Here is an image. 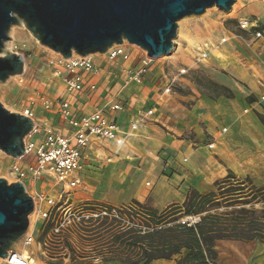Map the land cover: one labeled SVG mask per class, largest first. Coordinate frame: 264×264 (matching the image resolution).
Masks as SVG:
<instances>
[{
	"label": "crops",
	"instance_id": "0c3cea01",
	"mask_svg": "<svg viewBox=\"0 0 264 264\" xmlns=\"http://www.w3.org/2000/svg\"><path fill=\"white\" fill-rule=\"evenodd\" d=\"M129 51L133 55L130 62L108 61L105 57L95 59L100 73L87 78L81 94H67L60 79L46 88L53 101H71L77 117L102 108L109 98L118 95L125 110L111 116L123 132H130L132 124L141 116L155 110L153 117L139 122L124 146L98 140L92 143L83 157L82 184L93 174L125 178L133 173L135 199L159 211L183 204L191 190L206 192L207 186L223 178L225 171L250 178L254 184L263 187L264 124L259 115L264 117V73L261 80L243 67L232 64L230 71L239 81L238 88L228 84L234 98L221 97L211 102L198 100L191 110L176 111L168 106L171 95L162 96L167 87L162 65H152L142 84L124 85L127 70L138 65L139 61V50L130 48ZM91 85H96L95 91L90 90ZM249 96L255 98L253 104L247 102ZM36 116L38 119L46 117L62 134L70 133L68 124L57 114L45 115L37 107ZM201 146H205L203 160H196L201 155L195 148ZM202 163L210 168L209 173L205 172V182L201 181L202 174L197 172ZM217 249L223 264H264V244L259 241H221ZM252 256L254 259L251 260ZM154 264L176 263L157 261Z\"/></svg>",
	"mask_w": 264,
	"mask_h": 264
},
{
	"label": "rangeland",
	"instance_id": "374dc122",
	"mask_svg": "<svg viewBox=\"0 0 264 264\" xmlns=\"http://www.w3.org/2000/svg\"><path fill=\"white\" fill-rule=\"evenodd\" d=\"M236 1L238 8L232 16H228L227 13L217 9V11H210L209 15L203 19L189 17L193 20L183 24L181 31L179 22L178 36L174 40V49L167 54L169 56L165 55L166 57L163 56L157 59L156 63L164 66L165 74H176L182 68L189 69L188 74L175 86L170 96L172 98L168 106L174 107L176 111L186 110L185 112H187L195 106L198 100L211 102L221 97H229L232 89L229 88L228 84L238 88L239 83L237 77L230 71L232 64L243 67L249 74L263 80L264 46L261 45L264 43V40L251 49L233 45L228 47L229 53L223 57L213 58L205 64L194 63L192 57L193 45L196 46L197 42L199 43L201 40H204L206 36L211 37L212 30L214 31V35L217 36L221 23L225 25L226 29L237 31L235 28L236 21L233 19L235 15L238 17L250 16L251 18H259L264 28V0H259L258 2H254L256 0ZM185 35H189L191 39L194 38L196 40L192 47L186 41ZM8 36L9 40L5 43V50L22 55L25 59V70L24 74L15 76L16 78H9L7 85L0 82V102L7 110L13 113H20L23 109L30 106V98H36L39 93L46 90L47 86L56 82L57 79L53 77L51 69L48 66V61L54 56V53L42 46L24 25L11 28ZM126 47L128 49L132 48L127 44ZM101 58L103 57L94 56L96 60ZM203 145L208 144L207 142H203ZM204 147L195 148L199 149L198 152L201 155L196 160L203 158ZM12 162L13 160L10 157L0 151V179L9 178L7 170ZM208 169L210 171V168H206L204 163L198 168L197 172L202 174L201 181L203 182H205L204 176ZM229 172L225 171L223 178H219L211 184L208 183V191L205 190L206 192L203 193L216 190L215 182L224 181ZM237 178L240 179V182H247V178ZM135 180V174L133 173H130L125 178L121 177V175H119V178L109 177L105 174L90 175L80 187L72 192L70 202L65 206V209L53 212L52 220L54 218L56 221L61 219L60 223L62 227L60 233L55 232V223L52 220L35 222V218L32 217L30 231L34 233L35 243L27 249V254L32 256V263L103 264L106 263L105 260L114 258L126 259L127 254H129L127 249H118V247L113 246L112 232H109V228L107 227H109L114 217L113 215H107L106 208H114L115 211L112 213L115 216H119V211L123 215L126 214L132 202L136 200ZM251 182L255 191L262 188V186L254 184L253 180ZM252 187L249 186L248 189L252 190ZM38 189L50 192L51 194L58 193L57 189L53 186V182L49 180L39 182ZM249 190H246L247 196L250 194ZM247 196L243 195V198L249 199ZM255 200L252 206L244 207H253L260 212L257 217L263 218L264 203L259 201L262 200V195H256ZM258 201L260 203H257ZM142 204L149 206L145 203ZM227 210L230 211V209ZM219 212H226V210L221 209ZM106 216H108V220H105ZM184 221L198 222L199 218H187ZM102 222H105L106 225L102 229L97 230ZM16 249L22 251L21 244H16ZM219 253L220 250L218 251V255ZM253 257H251V260L254 259ZM246 259L247 261L249 260L247 257ZM217 264H223L220 261V256L218 257Z\"/></svg>",
	"mask_w": 264,
	"mask_h": 264
},
{
	"label": "water",
	"instance_id": "95a60500",
	"mask_svg": "<svg viewBox=\"0 0 264 264\" xmlns=\"http://www.w3.org/2000/svg\"><path fill=\"white\" fill-rule=\"evenodd\" d=\"M236 0H0V82L24 74L22 55L5 50L9 32L24 25L45 48L69 60L104 55L127 42L159 59L174 49L178 23L217 7L230 13ZM33 121L0 102V151L24 156ZM33 199L22 183L0 179V259L28 233Z\"/></svg>",
	"mask_w": 264,
	"mask_h": 264
},
{
	"label": "built area",
	"instance_id": "2783aa9c",
	"mask_svg": "<svg viewBox=\"0 0 264 264\" xmlns=\"http://www.w3.org/2000/svg\"><path fill=\"white\" fill-rule=\"evenodd\" d=\"M233 19L236 21L237 31L226 29L221 23L217 36L212 30L211 37L206 36L202 40L204 42L201 41L194 47L192 57L195 64H205L213 58L223 57L229 53L228 47L233 45L251 49L264 40V28L259 18L235 15ZM127 45L139 50V61L138 65L127 70L124 85L142 84L150 67L152 65L158 67L157 59L148 57L147 52L137 46ZM102 57L108 61L123 62H130L133 59L126 45H115ZM48 66L53 77L62 80L65 91L69 95L83 93L87 78L100 73V67L96 65L93 56H74L66 60L61 55H54L49 59ZM161 67L164 68V66ZM188 72V68H182L176 74H165L167 87L164 88L162 96H170L175 86L185 78ZM90 90L95 91L96 85H91ZM29 102L30 106L19 114L30 118L34 123V129L27 139H24V156L18 159L11 158L13 162L7 170L9 178L6 180L8 183H22L28 195L33 199L34 212L30 216V228L32 217L35 218V222L50 221L55 210L62 211L69 204L72 192L82 184L83 157L94 141L114 142L118 147H122L132 136V131L137 130L140 121L149 120L155 115L154 109L147 111L139 121L132 124L130 132H123L117 120L111 116L112 113L125 110L118 95L109 98L102 108H97L94 112L81 117L76 116L71 101L62 99L53 101L46 90L39 93L36 98H30ZM37 107H40L45 115L57 114L68 124L70 133L62 134L46 117L38 119ZM42 180L52 181L58 193L40 191L38 183ZM52 221L55 223V232L60 233L62 224L55 218ZM34 243V233L30 231L18 242L22 246V251L17 250L15 245L5 259H0V264H32V257H25L23 253Z\"/></svg>",
	"mask_w": 264,
	"mask_h": 264
},
{
	"label": "trees",
	"instance_id": "16d2710c",
	"mask_svg": "<svg viewBox=\"0 0 264 264\" xmlns=\"http://www.w3.org/2000/svg\"><path fill=\"white\" fill-rule=\"evenodd\" d=\"M227 98H234V94L231 92ZM246 100L249 104L256 101L253 96ZM259 116L264 124V117ZM239 180L230 171L224 181L215 183L216 190L207 193L191 190L183 204L171 205L161 212L136 200L124 215L119 211V216H115L112 213L114 208H106L107 215L114 217L107 227L112 232L113 246L125 248L129 254L124 260L114 258L105 261L122 264H154L157 261L217 264V244L221 241H259L264 244V217H257L260 212L253 207H244L252 206L256 195H262L259 201L264 203V187L255 191L250 178L246 183ZM249 186L252 190L248 189ZM246 190L250 191L248 196ZM243 195L249 199H244ZM221 209L226 212H219ZM195 217L199 218L198 222L184 221ZM57 221L61 222V219ZM105 222L97 230L102 229Z\"/></svg>",
	"mask_w": 264,
	"mask_h": 264
},
{
	"label": "bare ground",
	"instance_id": "6f19581e",
	"mask_svg": "<svg viewBox=\"0 0 264 264\" xmlns=\"http://www.w3.org/2000/svg\"><path fill=\"white\" fill-rule=\"evenodd\" d=\"M243 1H251V0H243ZM259 0H256V1H254V2H258ZM238 2H239V0H238ZM214 9H208V10H206V12L203 14V15H201V16H190V17H199L200 19H203V18H205L206 16H208L209 15V13H210V11H213V10H215V11H217V7H213ZM238 8V3L236 4V5H234L233 6V8H232V10H231V12L230 13H227L228 14V16H232V15H234V13L236 12V9ZM221 11V10H220ZM191 20H193L192 18L190 19L189 17H186V18H184V19H182V20H180L179 22V25H180V31H181V26L183 25V24H186V23H188V22H190ZM185 38H186V41L188 42V43H190V45H191V47H192V45L193 44H195V39L194 38H192L191 39V37L189 36V35H185ZM202 41V40H201ZM200 41V42H201ZM202 42H204V41H202ZM126 44H128L127 42H125L123 45H126ZM197 44H198V42H197ZM196 44V45H197ZM195 46L193 45V48H194ZM48 50H50V49H48ZM52 51V50H51ZM53 53H54V55H59V54H57V53H55L54 51H52ZM93 57L94 56H102V55H100V54H95V55H92ZM167 56H169V55H167ZM166 57V56H165ZM13 78H16V77H13ZM10 184V183H9ZM29 233V232H28ZM18 244V243H17ZM24 256L25 257H28L29 255L27 254V249H25L24 250ZM31 256V255H30ZM32 257V256H31ZM33 264V263H32Z\"/></svg>",
	"mask_w": 264,
	"mask_h": 264
}]
</instances>
